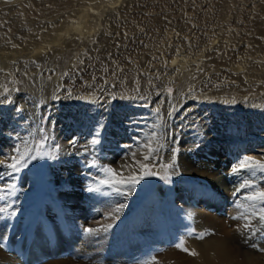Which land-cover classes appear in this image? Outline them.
Here are the masks:
<instances>
[{"label":"rangeland","instance_id":"1","mask_svg":"<svg viewBox=\"0 0 264 264\" xmlns=\"http://www.w3.org/2000/svg\"><path fill=\"white\" fill-rule=\"evenodd\" d=\"M17 1L0 0V58L8 59V61L10 62L9 67L12 69V72L15 73V74L13 73L14 78L12 76L10 77L9 72L5 71L6 69L4 67H0V69H2V72L0 71L1 72L0 91L1 93L3 92L5 95L4 90L8 88L7 89L8 91L6 93L8 99L11 92H13L14 90L16 91L18 89L16 92L13 93L15 100L20 98L21 100L27 102V105H31L33 101L37 100L39 107L38 114H39V119L41 121V125H40L41 127H40V132H37L38 133L37 138L33 146H35L38 142H43L42 137H47V143L45 144L43 149H40L38 152L32 153L33 155H37L39 158L34 160L33 159L27 160L26 161L27 166L23 167L18 172L19 178L26 171H31L32 173L34 172L37 180L35 187L30 190H24L17 184L18 180H16L14 184H17L19 188L15 186L14 190H9L7 194H9L10 196L16 197L17 194H20L21 196L24 195V198L22 200H24L26 204H30L31 202L34 201L36 192L40 191V187L47 195L50 194L51 191L50 189L53 190L55 189V184L52 181L53 174H51L50 167L53 163H56V159L51 154V152H49L50 149L48 143L49 141L52 140V136L50 135L47 126V123L50 117L52 116L53 111H55L54 109L57 110L54 113L55 121L62 120L67 113H70L72 107H77L73 109H75L74 111L78 112L79 114L82 113L81 114L82 116L80 115L81 118L85 116L84 118H82L83 121L94 123L95 120L99 119L98 116L102 115V117L105 118V121H107V124L109 123L110 125H112L114 123L113 126L117 127L118 129V125L122 124V122L130 123L131 121L134 120L136 129L142 130L143 127L141 126H144V129L148 128L150 129L151 132L155 131L158 135L162 133V136L165 138L167 136V133L174 134L175 130H176L175 133H179L180 136L182 133L181 131L183 124H186L185 127H187V129L185 128L184 130L188 132V135L190 134L198 135L201 134V132L204 134L208 133L210 135L212 134L214 135L219 132V134H221L220 139H222V141L224 139L225 140L224 142L230 143L234 145V147L238 145L240 146L239 147L240 149L242 148L246 149L245 148L246 141L247 142L251 141V139H253L254 137H263L261 135L262 133L264 134V128H263L264 127V100H263L264 91L262 90L264 89L263 86L264 85L263 84L264 83L263 82L264 29H262L264 27V22H263L264 0H111V2H113L112 5H110L111 3L109 0H103V1L101 0L102 2L105 1L106 5L105 3L100 2V0H96V1L95 0H17ZM14 2H16L17 4H15ZM90 2L93 4V6H95V8L98 7V12H99L95 14L94 18L92 12L90 14L91 17L90 16L88 17L89 20L91 18L90 20L91 22L95 23V27L91 29L90 32L91 35H93L94 37L93 39H96V41L93 42L91 35H90L91 37L89 35H81L79 43L69 42L72 45L68 43L67 47H65L66 43L65 44L62 43L63 47L61 46V50L60 49L59 50L60 52H62L64 49V53H60L59 50L53 53V51L49 49L48 51H44V53L43 52L39 53L40 55L34 54L33 52L34 51L33 49H35L34 47H36L40 43L42 38H44L45 34L46 36L49 37L50 35H52L53 33L52 31H54V29L59 28L60 26L62 27L63 25L66 24V22L69 23L70 21L75 19V17L79 15L82 9L90 6L89 5L91 4ZM103 8L105 10V11L103 10L104 13L101 10ZM69 9L70 11H68ZM72 9L73 11H71ZM99 9L102 12L99 11ZM93 12L95 13L97 12V10ZM101 13L103 16L101 15ZM63 14H65L66 16ZM97 14H100V16H98L99 18H96ZM66 17L69 18L70 21ZM258 22L261 24L260 26ZM47 31H49L48 34ZM50 31L52 33H50ZM95 31L98 33H95ZM41 33L43 36L41 35ZM94 35H96V38ZM71 37L76 39L74 35H72ZM85 39H87V41ZM12 43H15L16 47H11L14 45ZM30 44H32L31 46H33V48L30 47ZM20 45L22 46V49ZM10 49L14 51L13 52L11 51L9 53ZM68 49L69 50L72 49V50L69 51ZM65 50H68V53ZM71 51H74L73 53H75L74 54L75 56L78 55L77 59H75L74 55L71 56L73 54L71 53ZM13 53H15L14 56L17 55L16 57L22 56L23 61L21 62L20 60L22 57L20 58L18 57L19 59L13 57ZM10 54H12V56ZM61 54H63V56H61ZM169 54L174 56H176V54L179 55L183 54L182 55L183 58L185 57V55L188 54L187 55L188 57L186 56V59L183 60L184 62L188 60L190 61H188L189 62L188 64L186 63L187 66H185L186 64H183V67L181 66L179 67L178 65L176 66V64L170 62L172 61L171 60L172 57L171 55L169 56ZM2 55L3 57H1ZM164 55H166L167 57ZM55 56L58 62L55 60ZM24 57H26L25 58L27 59L26 61ZM182 57L178 56V58H182ZM11 58L13 59V61ZM192 58L193 61L191 60ZM66 59H68V61H66ZM197 59L200 61L202 59H209V61L202 60L200 62L201 64L199 63L200 64L199 65L198 61H196ZM34 60L36 64L32 63V61ZM40 61L41 63H38ZM210 61H212L211 63L214 64L213 69H212L213 66L211 65ZM66 62L69 64H67ZM191 62L193 64H191ZM195 62H197V64ZM24 63H26V65ZM206 63H207V67H206ZM70 64H72V68ZM167 64L170 65L171 67L173 65L174 68L169 67ZM189 64H191L190 65L191 67L188 66ZM37 65L39 66L41 65L40 66L41 68L40 67L36 68ZM45 65L46 68L44 67ZM197 65L199 66V68L197 69L196 67L197 70L194 73V71L192 70H195V66ZM201 65L202 66L204 65L205 67L204 66L201 67ZM67 66L69 67V69L71 68L70 71L68 70ZM235 66H237V68ZM33 67H35V69ZM51 67L52 69L54 68L55 70L54 69L52 70ZM176 67H178L177 68V70L179 69L178 71L176 70ZM234 67L236 69H234ZM24 68L26 69L24 70ZM47 68L49 70H45ZM166 69L168 70L166 71ZM174 69L175 71H173ZM39 70H41L42 73ZM58 70H59V74H57ZM72 70L73 71L75 70V72H73ZM24 71L25 73H23ZM65 71L66 73L67 72L68 73L67 75L64 76ZM171 72H173V74H171V76H168V74L170 75ZM186 72L188 73L186 74ZM4 73L5 74L7 73V76ZM30 73H33L35 76ZM69 73L70 75H68ZM242 73H244L250 79V82L246 81L247 78H244L246 76H244V74ZM25 74L26 75L29 74V76L26 77ZM181 74L184 76L181 77ZM190 74L192 75V77ZM235 74L237 75L236 76L237 79L235 77ZM61 75L62 78L60 77ZM123 75H124V82H122L123 80H121L123 79L122 78ZM71 76L72 77L74 76V78L72 79ZM130 76L132 79L135 76L134 78L135 80H132ZM229 76L230 78H228ZM257 76L260 77L261 79L260 81L257 78ZM50 77L52 80L54 79V81L56 78L58 80H56V82L52 80L50 81ZM125 77H127V80ZM240 77L241 79H238ZM253 78L255 79L257 78L258 80L256 79L257 80L256 81L254 79L253 81ZM14 79H16L15 81L17 83L14 81ZM178 79H182V80H179L178 82ZM194 79L195 80L198 79L197 80L198 82H196ZM39 80L41 81L39 82ZM46 80L47 83H45ZM59 80L62 82L60 83ZM190 80L194 82L193 85H191L192 82L190 83ZM26 81L27 82L31 81V83L30 82L26 83ZM164 81L166 84H164ZM186 81L188 82L187 83L188 86L190 83V85L193 87L192 88L188 87L184 90V85H186L185 83ZM219 81H220V85H219ZM242 81L244 82V84L247 85L250 83L248 85L249 90L247 89L246 85L244 86ZM255 81L256 82L259 81V83H256ZM118 82L119 83L122 82L120 83L122 86L118 84V87H116ZM181 82H184L185 84L182 85ZM228 82L231 83L227 84ZM253 82L254 84L256 83V85L261 84L263 87L261 85L253 86L252 85ZM123 83L125 85H123ZM234 83L236 84V86L233 85ZM4 84L7 87H5ZM35 84L37 85L35 86ZM197 84H198V87L196 86L197 89L201 87V89L199 88L200 91L197 90L195 87V85ZM43 85L44 87H42ZM50 85L53 86L51 87ZM127 85H129L130 89ZM227 85L229 87H227ZM126 86L127 88H125ZM242 86H244V88ZM12 87L14 89H12ZM119 87H121L123 91ZM176 87H178L180 91ZM3 88L4 90H2ZM169 88L172 89L171 95H169L168 93ZM182 88L183 90L181 91ZM239 88L240 89L243 88V89L240 90ZM256 88L260 92L256 91ZM244 89L247 90L245 91ZM43 90L46 93H44ZM187 91L192 95L186 93ZM83 92L86 94L87 93L93 94L96 97L100 94L106 96H104L102 100L100 99L101 100L100 105L98 103V106L96 107L94 106L96 108L95 110L91 108L89 110L88 105H90L91 102L85 101L84 98H79L80 94ZM197 92H200L201 94ZM204 92L205 95H207V97L204 95ZM244 93H246L247 95L246 94H245L246 96L243 95ZM198 94L199 97L200 95L201 96L204 95L203 98L197 97ZM215 94L217 95V97ZM239 94L243 98H241ZM4 95L3 94L0 95L1 96L0 108L2 109V110L0 109V128H4L3 125L5 123L4 120L20 121L18 119L22 117V114L19 113V111L17 110V109L21 110L20 108L13 109L16 110L17 112L14 115L11 114L9 115V112L12 110L10 109L12 108L11 107L12 105L6 107L8 105V103H6V105L4 106L5 102H2L4 101V97H5ZM32 95H34V97ZM188 96L189 99L187 98ZM209 96H214V98ZM237 96L239 97L237 98ZM182 97L184 98V101L185 100L186 101L185 102L183 101L182 104H180L179 106L178 104L179 98L180 100H182L183 99ZM220 98H223L224 100ZM228 98L230 100L229 104H228ZM31 99L34 100L32 101ZM225 99H227V102L225 101ZM232 99L236 101L238 100L240 102L233 103V101H231ZM221 100L222 102L220 103ZM244 103L245 105L249 104L251 107H253L252 111L241 109L242 106H245ZM185 104L188 105L186 106ZM230 104L232 107L230 106ZM189 105L190 108L193 109L192 112L194 113H189L188 111L185 110V107H189ZM157 108L159 111H157ZM170 111L172 112V116L168 115ZM72 114L73 113L68 114L69 118L71 117L70 119H72L73 117ZM242 115H244V117L239 122H237V118L241 117ZM11 116L13 118L8 119ZM155 121L159 123L157 124ZM225 124L227 127H225ZM236 124H238L237 127ZM213 127H215L216 129ZM253 127L254 128L256 127V129L254 130ZM218 129L221 131H219ZM225 129L226 132L224 133H226L227 135L230 132L233 133V136L231 138L227 137L228 140L226 137H224L223 131H225ZM240 130L243 133H241ZM106 135H107V129L104 128L102 131L101 143L98 145L99 148H103L102 146H103V142L105 141ZM93 161L95 160L89 161L88 164H91ZM158 161L159 158L156 159V162L150 164L151 170L156 172L157 175L146 176L143 180H141L137 184L139 187V193L137 194V198L143 199V202H145L148 201L149 199H154V197L157 196L159 202H164L166 204L165 200L170 199L171 195L174 194L175 186L177 182L180 180V178L177 177L174 173H172V171H170L171 167L169 166V164H166L165 166L163 162H158ZM95 164L96 166L92 167L93 168L92 171H96V172H99L98 171L99 168L106 166V165L99 166L96 161ZM94 174L91 173L90 175L98 179V181L103 177V175H99L98 173H96L95 175ZM184 181L195 182V180L191 177H185ZM163 184L165 185V187H168L169 192L166 195L161 196L158 194L159 193L158 189L159 186ZM127 188L128 187H124L121 189V191L127 193L129 190V188L128 189ZM21 192H25V193L21 194ZM161 216L162 219L159 223V226L163 230L157 234V239L158 241H160L161 244L164 243V241L167 239L168 242L167 241L165 242L166 245L158 244V249H163L164 252L165 247L175 248L173 246L174 243L181 238H184L186 240V246L189 248L190 244L188 242L189 239L187 238V236L183 234L180 237L176 233L177 232L176 229L167 226L168 223L167 219H169L170 216L167 215L165 216L164 214H162ZM128 217L130 218L131 215H129ZM191 228L196 229L193 225H190L188 230ZM23 232L24 229L19 230V232L16 235L17 237L16 239H18V236H21ZM94 236L96 237L98 235L95 234ZM31 238L32 237H30V239ZM135 243L133 242H131V244L128 243L127 246L124 243L118 244V246H115L113 249H110L108 251L109 253L103 252L101 258L100 257L95 258V256L93 258L92 256V258L89 257L85 259L84 257L81 256L79 260H82L83 263L85 264H122L121 261L123 259L120 256L121 254L120 252L124 251L125 248H129L132 244L134 245ZM167 243L169 245H167ZM154 247L155 249L153 250ZM152 250H153L152 252V257H153V255L157 253V249L155 245H152ZM57 255L53 256V258L55 257L64 258V256L69 258L71 253L68 252L67 255L66 254H57ZM139 260H143V259H139ZM35 264H40V263L36 261Z\"/></svg>","mask_w":264,"mask_h":264},{"label":"bare ground","instance_id":"2","mask_svg":"<svg viewBox=\"0 0 264 264\" xmlns=\"http://www.w3.org/2000/svg\"><path fill=\"white\" fill-rule=\"evenodd\" d=\"M15 1H17V0H15ZM102 1L100 0V2H102ZM109 1L111 3V4L110 3L109 4L112 5L113 2H111V0H109ZM14 3L17 4L18 1H17V3L16 2H14ZM102 3H105V1ZM89 5L90 6L82 9L81 12L79 13V15L76 16L75 19H73L72 21H70V19L66 17L70 22L69 23L66 22L65 25H63L62 27L60 26L59 28L54 29V31L51 30L53 32L52 33L50 31V33H52V35L49 34L50 36L48 37L45 34L44 38L41 37L42 40L41 41L39 40L40 43L39 44L37 43L38 45L36 47H34L35 49H33L34 54H39L41 52L44 53V51H48L49 49L51 51H53V53H54L55 51H58L59 49L61 50L62 43H64V44L66 43L65 44L66 46L65 45L64 46L67 47V44L69 42H74V43L78 42L79 43L81 35H89L90 36L91 35L90 31H91V29H93L95 27V23L91 22L90 21L91 18L89 20L88 17L90 16V14L92 12L93 18H94L95 14L99 13V12H98V7L95 8V6H93L92 3ZM105 5H106V3H105ZM114 6H115V3H114ZM81 8H83V7H81ZM92 10L93 11L97 10V12L94 13ZM101 10L103 11L104 8ZM101 10L99 9V11H101ZM108 10H110V9H108ZM68 11H70V9ZM71 11H73V9ZM104 11H103V13H104ZM65 13H68V12H65ZM71 14H73V13H71ZM63 15H65V14H63ZM101 15H102V13H101ZM96 16H97L96 18H99L98 16H100V14H97ZM67 19H65V20H67ZM62 21H64V20H62ZM260 25L261 24L259 23V26ZM262 29H264V27ZM48 32L49 31H47V34H48ZM89 32H90V34H89ZM95 33H98V32L95 31ZM92 34H93V32H92ZM41 35H42V33H41ZM41 35H39V36H41ZM72 35H74L76 37V39L72 38L71 37ZM91 36L90 37L93 39L94 38L93 35H91ZM94 36L96 38V35H94ZM85 40L87 41V39H85ZM94 41H96V39H93V42ZM15 43H12V44L16 45ZM33 43H34V41H33ZM69 44L72 45L71 43H69ZM31 45L32 44H30V47L33 48V46H31ZM11 47H13V46H11ZM26 47H27V45H26ZM82 47H85V46H82ZM17 48H20V47H17ZM21 49H22V46H21ZM179 49H180V47H179ZM17 50H19V49H17ZM60 50H59V52H60ZM68 50H65V51L68 53ZM70 50H72V49H70ZM11 51H12V49H10L9 53ZM180 51H181V49H180ZM24 52H26V51H24ZM59 52H56V53H59ZM73 52L74 51H71V53H73ZM60 53H64V49ZM34 54H32V55H34ZM74 54L75 53H73L72 55L70 54V55L73 56ZM5 55H8V54H5ZM10 55L12 56V54H10ZM14 55H15V53H13V57L17 56V55L16 56H14ZM170 55L171 54H169V56ZM177 55L182 57L183 54L182 55L176 54V56L171 55L172 61H170V62H172L173 64H176V66L178 65L179 67L180 66L183 67V64L189 63L188 61H190V60H188V58H187L188 61L185 60L186 62H184V60H183V59H186V56L188 54L185 55L184 58L183 57L178 58ZM46 56H48V55H46ZM61 56H63V54H61ZM76 56L74 55L75 59L78 58V55H76ZM164 56H166V55H164ZM208 56H209V54H208ZM1 57H3V55ZM18 57L20 58L22 56H18ZM18 57H16V58H18ZM31 57H30V59H31ZM189 57H191V56H189ZM25 58L26 57H24V59ZM260 58H261V56H260ZM33 59H35V58H33ZM56 59L57 58L55 56V60ZM20 60L22 62L23 57ZM26 60L27 59H25V61ZM44 60H45V58H44ZM78 60H80V59H78ZM168 60H169V58H168ZM191 60L193 61V58ZM202 60H208L209 61V59H202ZM12 61H13V59H12ZM38 61H39V59H38ZM56 61L58 62V60H56ZM66 61H68V59H66ZM196 61H198V64L201 62L198 59ZM212 61H210V63ZM45 62H47V61H45ZM73 62H74V59H73ZM170 62H169V64H170ZM203 62H205V61H203ZM9 63L10 62L8 61V59L0 58V67H4L6 69L5 71L9 72L10 77L11 76L13 77V75L15 73L12 72V69L9 67ZM38 63H41V61ZM166 63H167V61H166ZM195 63L197 64V62H195ZM24 64L26 65V63H24ZM67 64H69V63H67ZM164 64H165V62H164ZM187 64L185 66H187ZM191 64H193V63L191 62ZM191 64H189L188 66H190ZM41 65H44V64H41ZM70 65L72 68V64H70ZM211 65L213 66V67L211 66L213 69L214 64L211 63ZM21 66H22V64H21ZM47 66H48V64H47ZM168 66L171 67L170 65H168ZM203 66L201 65V67H203ZM230 66H232V65H230ZM17 67H19V66H17ZM44 67L46 68V65ZM196 67H197V69L199 68L198 65L195 66V70H192V71H194V73L197 70ZM206 67H207V63H206ZM235 67L237 68V66H235ZM235 67H234V69H236ZM27 68H28V66H27ZM30 68H31V66H30ZM33 68L35 69V67H33ZM36 68H37V66H36ZM71 68L69 69V67H68V70L70 71ZM171 68H174L173 65ZM177 68L178 67H176V70H177ZM25 69L26 68H24V70ZM51 69H52V67H51ZM191 69H193V68H191ZM41 70H43V69H41ZM41 70H39V71L41 72ZM45 70H49V69L47 68ZM59 70H60V67H59ZM59 70L57 71L58 72L57 74H59ZM167 70L168 69H166V71ZM173 71H175V69ZM186 71H187V69H186ZM43 72H45V71H43ZM73 72H75V70ZM200 72H202V71H200ZM23 73H25V71ZM65 73H66V71H65ZM179 73H180V71H179ZM187 73L188 72H186V74ZM230 73H232V72H230ZM30 74H33V73H30ZM171 74H173V72H171L170 75L168 74V76H171ZM182 74H181V77L184 76ZM242 74H244V73H242ZM250 74H252V73H250ZM5 75L7 76V73ZM62 75L60 76L61 78H62ZM68 75H70V73ZM190 75H189V77H190ZM28 76H29V74L26 75V77H28ZM57 76H54V77H57ZM230 76H231V74H230ZM230 76L228 78H230ZM236 76L237 75L235 74V77ZM244 76H246V75L244 74ZM42 77H43V75H42ZM164 77H166V76H164ZM189 77H188V79H189ZM191 77H192V75H191ZM232 77H234V76H232ZM73 78H74V76L72 77V79ZM122 78L123 79H121V80H123L122 82H124V75ZM125 78L127 80V77H125ZM130 78H131V76H130ZM134 78H135V76H134ZM134 78L133 79L131 78V79L135 80ZM244 78L249 79L247 76ZM257 78L259 79V81L261 80L260 77L257 76ZM175 79H177V78H175ZM185 79H186V77H185ZM236 79H237V77H236ZM238 79H241V77ZM247 79H246V81L250 82V79L249 80H247ZM254 79L255 78H253V81H254ZM15 80L16 79H14V81ZM26 80H28V79H26ZM51 80L52 79L50 77V81ZM56 80H58V79L56 78L55 81H54V79L52 81L56 82ZM179 80H182V79H178V82H179ZM197 80H195V81L198 82ZM31 81H29V82L31 83ZM40 81L41 80H39V82ZM165 81H164V84H166ZM187 81L185 82L187 86L184 85L185 84L184 82H181L182 85H184V90L188 87H191V88L193 87L191 85H193L194 82L190 80V83L192 82V84L190 85V83H189V86H188ZM259 81L256 83H259ZM29 82L26 81V83H29ZM61 82L62 81H60V83ZM122 82H120V83H122ZM134 82H136V81H134ZM263 82H264V80H263ZM2 83H3V81H2ZM45 83H47V80ZM86 83H88V82H86ZM120 83L118 82L116 87H118V84H120ZM221 83H223V82H221ZM230 83L228 82L227 84H230ZM256 83L254 84V82H253V84L252 83L251 84L254 86V85H256ZM177 84H179V83H177ZM243 84H244V82H243ZM36 85L37 84H35V86ZM123 85H125V84L123 83ZM219 85H220V81H219ZM233 85L236 86L235 83ZM245 85L247 86V89L249 90L248 85L244 84V86ZM258 85L260 86L261 84H258ZM258 85H256V86H258ZM4 86H5V84H4ZM127 86L129 87V85H127ZM127 86L125 88H127ZM135 86H137V85H135ZM196 86L198 87V84L195 85V87ZM215 86H214V88H215ZM244 86H242V87L244 88ZM5 87H7V86H5ZM42 87H44V85ZM68 87H69V85H68ZM197 87H196V89H197ZM227 87H229V86L227 85ZM119 88L121 89V87H119ZM176 88H178V87H176ZM199 88L201 89V87H199ZM199 88L197 90L200 91ZM243 88H241V89H243ZM12 89H14V88L12 87ZM32 89H33V87H32ZM129 89H130V87H129ZM2 90H4V88ZM97 90H98V88H97ZM178 90H179V88H178ZM182 90H183V88L181 89V91ZM252 90H254V89H252ZM262 90L264 91V89H262ZM16 91L14 90L13 92H11V94L8 93V94H10V96L8 97V100H11L12 102L11 103L5 102L4 106L6 105V103H8V105L6 107L12 105L11 106L12 108H10L12 110L9 112V115L10 114L14 115L17 112L16 110H13V109L20 108L21 110H19V113L22 114V117H20L18 119L20 121H16V120L15 121L14 120L13 121H6V120H4L5 121V123L3 124L4 128H0V159H4L5 154H10L14 146H20L21 148H23L24 143H27L29 146H33V144L37 138V134H38L37 132H40L41 121L39 119V114H38L39 107H38L37 100L33 101L34 99H31L33 101V103H31V105H27V102L21 100L20 98L15 100L13 93ZM40 91H42V90H40ZM256 91H259V90H257V88H256ZM174 92H175V90H174ZM0 93H1V91H0ZM44 93H46V92L44 91ZM186 93H188V91ZM197 93L201 94L200 92H197ZM206 93H207V91H206ZM246 93H244L243 95H245ZM1 94L4 95L3 92ZM25 94H27V93H25ZM188 94L190 95L191 93H188ZM199 94L197 97H199ZM240 94H241V92H240ZM52 95H54V94H52ZM204 95H205V92H204ZM204 95H202V96L200 95V97L203 98ZM233 95H232V97H233ZM32 96L34 97V95H32ZM32 96H30V97H32ZM104 96H106V95L100 94L96 97L93 94H90V93L86 94L83 92L80 94L79 98H84L85 101L91 102L92 105L91 104L88 105L89 106L88 108H89V110H90V108L95 110L96 109L95 107L98 106V103H99V105L101 104V100L104 98ZM205 96L207 97V95H205ZM245 96H244V98H245ZM26 97H27V95H26ZM209 97L214 98V96H209ZM216 97H217V95H216ZM238 97L239 96H237V98ZM187 98L189 99V96ZM223 98H220V99L224 100ZM241 98H243V97L241 96ZM209 99H211V98H209ZM222 100L220 101V103L222 102ZM183 101H184V98L182 100H180V98H179V102H178L179 106H180V104H182ZM225 101L227 102V99H225ZM229 101L230 100L228 98V104H229ZM231 101H233V103L234 102H240V101H238V100L236 101L234 99H232ZM247 103H249V102H247ZM231 104H232V102H231ZM231 104H230V106H231ZM185 105L187 106L188 104H185ZM244 105H245V103H244ZM4 106H3V108H4ZM6 107H5V109H6ZM73 108H77V107H72L70 110V113H67L64 116V118L60 121H55V114L54 113L57 110L54 109L55 111H53L52 116L50 117V119L47 123L48 131H49L50 135L52 136V140L49 141V143H48V146L50 149L49 152H51V154L56 159V163H53L50 167L51 174H53L52 175L53 176L52 181L55 184V189L54 190L50 189L51 191H50L49 195L45 194L43 189L40 187V191L36 192V196H35V199L33 201L34 204H33V202H31L30 204H26L25 201L22 200L24 198V195L21 196L20 194H17L16 197L10 196L9 194H7V192L9 190L3 188L5 183L14 184V182L16 180H18L17 184L21 188H23L24 190H30V189H33L36 185V181H37L36 175L34 174V172L32 173L31 171H26L19 178L18 172L12 173L11 175H8V173H10L11 170L0 167V236L7 235L8 239L3 241V242L4 243L6 241L10 242V246H7L6 249H0V264H35L36 261L39 262L40 264H75V263L85 264V263H83L82 260H79V258L81 256L84 257L85 259H87L89 257L92 258V256H93V258H94V256H95V258L96 257L101 258L102 257L101 255H103V252L104 253L108 252L110 249H113L115 246H118V244L124 243L127 246V244L128 243L131 244V242H133V243L136 242V243L134 245L132 244L129 248H125L124 251L120 252L121 254L119 253L123 259V260L121 259L122 260L121 262H122V264H142L143 261L149 260L152 258V252L155 249V247H154L152 250V245H155L156 249L158 250V244L159 245H162V244L166 245L165 242L166 241L168 242V239H167L164 241V243L161 244L160 241H158V239H157V234L163 230L159 226V223L162 219V216H161L162 214H164L165 216L166 215L170 216L169 219H167L168 220L167 226L171 227V228L173 227V229H176V231H177L176 233L180 237L183 234L187 236L188 228L190 225H193L197 229V231L209 229L214 234L207 236L203 240H197L194 238L187 237L189 239L188 242L190 244L189 249H194L198 253V255L195 257L189 256L184 252L183 253L179 252L176 248L165 247L164 252L159 253V254L156 253L153 255V256L157 257L158 264H264V237H262L261 234H259V233L255 234V235H246L242 230H238L239 225L243 224L244 221L239 220V219H233V217H239L241 215V212L244 211V209L248 205L247 201H243L242 199H238L237 196H233V192L235 191L236 187L243 180H246V179L251 180L256 186L264 187V174L256 173L253 176L251 174V172H248V171H240L237 173L232 172V168L237 166L239 161L244 156H254L257 159L264 158V134L263 133L261 135L263 137H254L253 139H251V141H248V142L246 141L247 142V143L245 142V148L246 149H244V148L240 149L239 148L240 146H238L237 144H236L237 146L234 147V145L224 142L225 141L224 139L222 141V139H220L221 134H219V132L214 134V135L213 134L210 135L208 133L204 134L202 132H201V134H198V135H194V134L188 135V132L184 130L185 128L187 129V127H185L186 124H183L182 131H181L182 133L180 136H179V133H175L176 130L174 131V134L167 133L166 138L163 137L162 133H161L160 135H158V137H159V142L162 145V147H160V150L157 153V155L152 158V161L150 162V164L153 162H156V159L159 158L158 162H163L165 164V166H166V164H169V166L171 167L170 171H172V173H174L177 177H179L180 180L178 182L176 181L177 184L175 186L174 194L171 195L170 199L165 200L166 204L164 202H159L157 196H155L154 199H149L148 201L143 202V199L137 198V194L139 193L138 185H136L134 189H131V190L129 189L127 192V195H124L123 193H125V192H122V191L120 193H117L116 191H114L112 189L101 188L97 183L98 179H96L95 177H93L90 174L91 173H93V174L98 173L99 175H103V174L101 172L92 171L93 170L92 167H86L85 165H86V163L88 164L89 161L95 160L99 166L100 165H106V166L112 167L113 169H116L118 171L123 169L125 174H131V167H130V165H131V160H130L131 153L136 152L138 154V158H139V156L141 155V149L139 148V143L142 142L145 139V137L151 132L150 129H148V128L144 129V126H141V127H143L142 130L136 129V125L132 122H130V123H128V122L123 123L122 122V124L118 125V129H117V127L113 126L114 123L112 125H110L109 123L107 124V121H105L107 124V126L105 127L107 129V135L105 137V141L103 142V146H102L103 148H99L98 145L93 147L88 143L89 139L91 138L88 136V132H89V129L93 126V122L83 121L82 118H84L85 116H83L81 118L80 115L82 113L79 114L78 112L74 111L75 109H73ZM241 109H244L247 111H252L253 107H251L248 104V105L242 106ZM185 110L188 111L189 113H194V112H192L193 109L190 108V105H189V107H185ZM64 113H66V112H64ZM71 113H73L72 119H70L71 117L69 118V116H68V114H71ZM98 117L100 119L102 117V115H99ZM243 117H244V115H242L241 117H238L237 122H239ZM12 118L13 117L11 116L8 119H12ZM156 123L158 124L159 122H156ZM233 123H234V121H233ZM237 125L238 124H236V127H237ZM188 126H190V125H188ZM233 126H235V125H233ZM250 126H252V125H250ZM225 127H227L226 124H225ZM213 128H215V127H213ZM235 129H237V128H235ZM255 129H256V127L254 128V130ZM202 130H203V128H202ZM215 131H217V130H215ZM219 131H221V130H219ZM224 132H226V129H225V131H223V133ZM240 132L243 133L241 130H240ZM190 133H191V131H190ZM198 133H200V132H198ZM239 135H241V134H239ZM232 136H233L232 132L228 133V135L226 133H224V137H226V138L227 137L231 138ZM248 136H250V135H248ZM256 136H257V134H256ZM73 137H76V142L74 145L69 143V141L72 140ZM244 137H243V139H244ZM220 140H221V143H220ZM227 140H228V138H227ZM86 149H87V151H86ZM173 149H177V151L175 152V163L174 164H173V156H174ZM185 177H191L195 180V182H186V181H184ZM17 184H15V186H17ZM89 188L97 189V190L89 191L88 190ZM158 192H159L158 193L159 195L163 196L169 192V189H168V187H165V185L163 184V185L159 186ZM22 193H25V192H21V194ZM243 195H244V193L242 192L240 194V196L242 197ZM120 205H123V207L121 208V210L119 212H117L116 208ZM13 212H15V215H11V213H13ZM129 215H131L130 218L128 217ZM5 222H7L9 225L7 227L6 231H5ZM109 225H110V227H109ZM258 227L264 228V225H260ZM86 228H94V229H97V231L94 232L92 235H88L84 231V229H86ZM21 229H24V232L22 233L21 236H18V239H16L17 238L16 235L19 232V230H21ZM95 234L98 236L95 237L94 236ZM30 237H32V238L30 239ZM253 243H255V245H256L255 248L251 247V245ZM167 245H169V244L167 243ZM122 247H123V245H122ZM8 249H11V251H9ZM68 252L71 253L69 258H67L65 256H64V258H59V257L53 258V256H55L57 254H66L67 255ZM148 255H151V256H148ZM139 259H143V260H139ZM117 261H118V259H117Z\"/></svg>","mask_w":264,"mask_h":264},{"label":"snow or ice","instance_id":"3","mask_svg":"<svg viewBox=\"0 0 264 264\" xmlns=\"http://www.w3.org/2000/svg\"><path fill=\"white\" fill-rule=\"evenodd\" d=\"M16 47V45H13ZM35 63V61H32ZM39 68V65H37ZM2 71V69H0ZM64 75H67L65 73ZM7 89L4 90L5 94L7 93ZM172 89H168L169 95H171ZM11 103V100L7 99V95L4 97V101ZM19 111V109H17ZM157 111H159L157 109ZM169 116H172V112L168 113ZM135 123V121H131ZM107 126L105 122V118L101 117L94 121L93 126L89 129L88 136L91 137L88 143L95 147L101 143L102 131ZM43 142H38L35 146H29L27 143H24V147L14 146L10 154H5L4 159H0V167L10 169L12 173L19 172L23 167H26V161L29 159H37L39 158L37 155H33V152H38L40 149H43L45 144L47 143V137H42ZM76 137H73L72 140L69 141L70 144H75ZM58 147V146H57ZM162 145L159 142L158 134L155 131L150 132L145 139L139 143V148L141 149V155L138 158V154L136 152H132L130 156L131 160V174H125L123 169L116 170L109 166H104L98 169L99 172L103 174L102 179H100L97 183L101 188H108L116 191L117 193L121 192V189L124 187H128L130 190L134 189L135 186L143 180L146 176H154L157 175L156 172L151 170L150 162L152 158L157 155ZM87 151V149H86ZM177 149H173V164L175 163V152ZM86 167H95V161L91 164L85 165ZM240 171H248L254 176L256 173L264 174V158L257 159L254 156H244L238 163L237 166L232 168L233 173H237ZM167 178V177H165ZM4 189L14 190L15 184L5 183L3 186ZM89 191H95L97 189L89 188ZM244 193L241 197L240 194ZM127 195V193H123ZM233 196H237L238 199H242L243 201H247L248 205L241 212L239 217H233V219L243 220L244 223L239 225L238 230H242L246 235H255L257 233L261 234L264 237V228H260L258 226L264 225V187L256 186L251 180H243L233 192ZM123 205H120L116 208V211L119 212ZM11 215H15V212L11 213ZM8 223L5 222V231L7 230ZM110 227V225H109ZM85 233L88 235H92L97 229L94 228H86L84 229ZM214 234L209 229H204L201 231H197L194 228H191L187 232V237L194 238L197 240H203L207 236ZM7 235L0 236V249H6L7 245L3 242L7 240ZM177 250L186 253L189 256L195 257L198 253L194 249H189L186 246V240L184 238L179 239L173 245ZM251 247L255 248L256 245L253 243ZM11 251V249H8ZM163 249H158L157 254L162 253ZM142 264H158L157 257L153 256L149 260H145Z\"/></svg>","mask_w":264,"mask_h":264}]
</instances>
